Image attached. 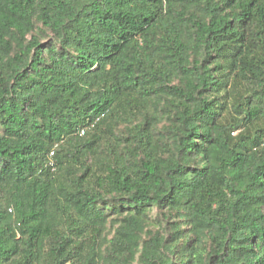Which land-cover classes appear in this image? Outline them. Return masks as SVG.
<instances>
[{"label": "trees", "instance_id": "obj_1", "mask_svg": "<svg viewBox=\"0 0 264 264\" xmlns=\"http://www.w3.org/2000/svg\"><path fill=\"white\" fill-rule=\"evenodd\" d=\"M263 142L264 0H0V264H264Z\"/></svg>", "mask_w": 264, "mask_h": 264}, {"label": "built area", "instance_id": "obj_2", "mask_svg": "<svg viewBox=\"0 0 264 264\" xmlns=\"http://www.w3.org/2000/svg\"><path fill=\"white\" fill-rule=\"evenodd\" d=\"M84 132H85V129H82V130L80 131V135H83ZM263 143H264V142H263ZM50 155H51V156L53 155V151L50 153Z\"/></svg>", "mask_w": 264, "mask_h": 264}]
</instances>
